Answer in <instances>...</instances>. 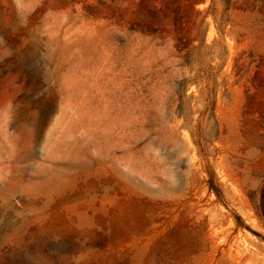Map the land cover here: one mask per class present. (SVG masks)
<instances>
[{
  "label": "rangeland",
  "instance_id": "374dc122",
  "mask_svg": "<svg viewBox=\"0 0 264 264\" xmlns=\"http://www.w3.org/2000/svg\"><path fill=\"white\" fill-rule=\"evenodd\" d=\"M229 257L264 264V0H0V264Z\"/></svg>",
  "mask_w": 264,
  "mask_h": 264
},
{
  "label": "bare ground",
  "instance_id": "6f19581e",
  "mask_svg": "<svg viewBox=\"0 0 264 264\" xmlns=\"http://www.w3.org/2000/svg\"><path fill=\"white\" fill-rule=\"evenodd\" d=\"M76 110V109H75ZM5 113V112H4ZM215 229V228H214ZM213 232V231H212ZM215 232V231H214ZM235 238V237H234ZM238 239V238H237ZM236 240V239H235ZM234 242V241H233ZM238 242V241H237ZM230 244V243H229ZM234 244V243H233ZM235 247V246H234ZM229 250H230V246H229V249H228V251H227V253L229 252ZM225 251V250H224ZM230 253V252H229ZM228 253V254H229ZM227 256H229V255H227ZM232 256V255H231ZM228 259V258H227ZM229 259L230 260H227V263L226 264H241L240 262H241V260H240V262L238 261L239 259H237V261H236V258H234L233 257V259H235V260H233L232 258H230L229 257ZM245 262V261H244ZM243 264H245V263H243Z\"/></svg>",
  "mask_w": 264,
  "mask_h": 264
}]
</instances>
